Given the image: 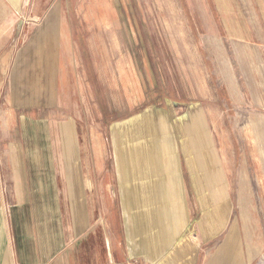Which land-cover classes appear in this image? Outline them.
<instances>
[{
  "label": "crops",
  "instance_id": "crops-1",
  "mask_svg": "<svg viewBox=\"0 0 264 264\" xmlns=\"http://www.w3.org/2000/svg\"><path fill=\"white\" fill-rule=\"evenodd\" d=\"M73 1L0 0V264H248L264 250L261 243L248 242L250 256L245 239L244 246L236 244L234 227L218 247H203L219 232L220 212L211 211L204 224L188 225L181 165L160 160L153 143L134 144L133 120L147 110L156 118L153 108L116 125L129 139L131 156L110 167L117 176H101L109 163L101 155L91 159L86 138L85 122L96 118L91 103L99 92L119 112L124 103L132 108L143 97L144 78L138 42L133 47V36L121 32L122 19L103 16L118 8L105 1L102 15L90 17L84 9L77 23ZM213 1L214 19L204 3L197 5L201 23L223 25L227 46L211 50V65L227 89H234L235 78L249 82L250 87L242 83L243 92L258 101L259 81L264 84L258 59L264 56V0ZM28 13L32 25L20 27L18 17ZM87 25L98 31L91 33ZM210 35L218 46V31ZM228 41L242 46L245 56L249 52L243 71ZM11 120L19 121L16 131ZM256 122L262 129L253 125L245 136L259 146L264 123ZM8 135L21 136L22 143L6 145Z\"/></svg>",
  "mask_w": 264,
  "mask_h": 264
},
{
  "label": "rangeland",
  "instance_id": "rangeland-1",
  "mask_svg": "<svg viewBox=\"0 0 264 264\" xmlns=\"http://www.w3.org/2000/svg\"><path fill=\"white\" fill-rule=\"evenodd\" d=\"M29 1L31 5L40 2ZM48 1L42 0V4ZM105 1L118 10L116 14L113 9L110 13L103 12V16L122 19V25L118 26L121 32L133 36V47L138 42L143 97L132 108L124 103L123 111L119 112V105L99 98V89L92 88V92H98L94 99L97 103H91V117L96 118L85 122L91 159L101 155L109 163L107 169L101 170V176H117V170L110 167H115L114 162L130 159L132 147L128 138L116 132V125L153 108L156 118L147 110L133 120L134 144L153 143L160 160L171 158L181 165L190 214L188 225L193 227L201 220L204 224L211 211L224 213L218 217V234L205 240L207 244L203 247H218L235 227L236 244L244 246L245 239L251 256L253 249L249 243L253 246L259 241L264 247V144H249L245 135L253 125L262 129L256 121L264 123V84L259 81L262 96L257 101L250 91L244 94L243 80L235 78V90L227 89L218 68L212 67L211 50L219 48L222 52L227 46L221 34L223 25H213L204 19L201 23V9L197 5L204 3L207 17L214 19L216 8L210 4L213 0H74L78 9H71L73 20L77 23V18L82 20L84 9L91 12L90 17H99V8ZM218 1L220 5L231 3V0ZM29 13L18 17L20 27L32 25ZM87 28L91 33L98 31L92 25ZM216 31L218 46L209 39ZM227 44L239 56L235 62L239 71H243L242 62L245 57L248 59L249 52L245 56L242 46L229 41ZM258 59L264 65V56ZM219 60L222 61L221 57ZM246 84L250 87L249 82ZM195 116L199 121H195ZM9 123L11 130L19 129L18 120ZM9 137L5 141L8 146L22 143L21 136ZM99 148L105 152H97ZM193 168H197V174ZM248 259V264H264V250Z\"/></svg>",
  "mask_w": 264,
  "mask_h": 264
},
{
  "label": "bare ground",
  "instance_id": "bare-ground-1",
  "mask_svg": "<svg viewBox=\"0 0 264 264\" xmlns=\"http://www.w3.org/2000/svg\"><path fill=\"white\" fill-rule=\"evenodd\" d=\"M250 133V132H249ZM251 134V133H250ZM251 140L253 141V139H252V137L251 138H249L247 141H248V143H250L251 142ZM254 154V153H253Z\"/></svg>",
  "mask_w": 264,
  "mask_h": 264
}]
</instances>
